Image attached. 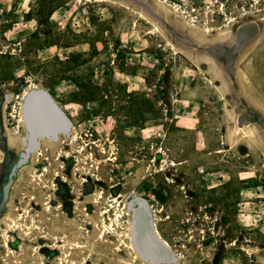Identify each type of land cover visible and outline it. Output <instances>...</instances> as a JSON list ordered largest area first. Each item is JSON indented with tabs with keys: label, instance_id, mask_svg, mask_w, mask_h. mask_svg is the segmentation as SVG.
<instances>
[{
	"label": "rangeland",
	"instance_id": "1",
	"mask_svg": "<svg viewBox=\"0 0 264 264\" xmlns=\"http://www.w3.org/2000/svg\"><path fill=\"white\" fill-rule=\"evenodd\" d=\"M167 2L0 0V264H149L140 201L176 256L161 264H264V21ZM29 86L72 126L27 154ZM31 117L58 124L38 99Z\"/></svg>",
	"mask_w": 264,
	"mask_h": 264
},
{
	"label": "water",
	"instance_id": "2",
	"mask_svg": "<svg viewBox=\"0 0 264 264\" xmlns=\"http://www.w3.org/2000/svg\"><path fill=\"white\" fill-rule=\"evenodd\" d=\"M229 66V65H228ZM38 99L42 102V107L46 111H50L56 116L58 124L48 131H40L39 127L33 122L31 117V107L34 101ZM25 121L30 135L23 138L26 146V153L30 154L39 147L41 138H49L58 140L60 134H67L72 126L71 121L66 114L53 102L50 95L44 91H37L29 95L25 102ZM129 207L133 210L131 237L135 250L144 258L149 259L157 264L173 263L176 256L171 248L164 244L156 237L153 215L150 213L146 201H140L139 207L134 208L131 202ZM146 215V216H145ZM145 229V232L142 230ZM143 233H147L148 237L155 243L158 253H152L142 245Z\"/></svg>",
	"mask_w": 264,
	"mask_h": 264
},
{
	"label": "flooded vegetation",
	"instance_id": "3",
	"mask_svg": "<svg viewBox=\"0 0 264 264\" xmlns=\"http://www.w3.org/2000/svg\"><path fill=\"white\" fill-rule=\"evenodd\" d=\"M167 5L169 6L171 12L174 11L175 9L174 6H175V7H178V11H180L183 14V16L185 15L184 17H188V16L194 17L195 20L199 22L200 24L202 23V21L204 22L205 16L199 9V7L201 6V0H168ZM246 7L247 9H245ZM230 8L233 10L229 11L228 13L226 11L224 15L218 16L219 21L220 19H222L223 21L228 20V17H229L228 15L230 14V15H234V17H230V19L232 20V22H234L233 25H235V23L237 24L238 22L242 20L243 16L252 15L253 13H255L256 15L257 14L260 15V18L258 19V21H264V0H259L257 5H254L252 3V0H232L229 5V9ZM252 8H255V11H257L258 13L253 12ZM234 9H236L238 13L236 12V10L234 11ZM242 10L246 12V15H244L245 13H240V11L243 12ZM215 18L216 17H212V22L215 21ZM195 26L196 28H199L198 25H195ZM216 29H220V28H216ZM235 31L237 32L240 31V27L236 28ZM142 238L143 239L148 238L150 241V238L148 237L147 233L143 234ZM143 247L145 246L143 245ZM153 247H154L153 251L149 250L146 247L145 248L151 251L152 253H158V249L156 248L155 243Z\"/></svg>",
	"mask_w": 264,
	"mask_h": 264
},
{
	"label": "built area",
	"instance_id": "4",
	"mask_svg": "<svg viewBox=\"0 0 264 264\" xmlns=\"http://www.w3.org/2000/svg\"><path fill=\"white\" fill-rule=\"evenodd\" d=\"M258 1L259 0H252V3L254 5H257ZM230 2L231 0H201V6L199 7V9L205 17L210 16L212 19V17L224 15V13L229 8ZM83 11L84 13H86L87 9L85 8ZM22 48L23 47L19 48L20 53L23 50ZM5 50H7L6 47L0 44V54L5 53ZM26 82H32V76L30 74L26 75ZM203 171V168H199L200 173H203ZM263 190L264 189L262 184H258L255 188V191H257L258 193H262Z\"/></svg>",
	"mask_w": 264,
	"mask_h": 264
},
{
	"label": "bare ground",
	"instance_id": "5",
	"mask_svg": "<svg viewBox=\"0 0 264 264\" xmlns=\"http://www.w3.org/2000/svg\"><path fill=\"white\" fill-rule=\"evenodd\" d=\"M208 31H210V29L208 30ZM37 91H44V92H46V93H48L49 95H50V97H51V99L53 100V102L64 112V110H63V108H61V106H60V104H59V102L56 100V98L50 93V91L48 90V89H46V88H44V86L43 87H37V86H29V87H27L26 88V90L24 91V93H23V95L21 96V98H20V110H21V114H20V116H19V121H20V123L22 124L20 127H24V128H26L27 129V125H26V121H25V109H24V107H25V102H26V99H27V97L29 96V95H32L33 93H36ZM19 97V96H18ZM20 113V112H19ZM18 129H19V126L17 127ZM28 130V129H27ZM12 135V134H11ZM20 134H18V136H19ZM27 135H30V133H29V130H28V134ZM43 139L44 138H41L40 139V141H39V146H40V144L42 143V141H43ZM14 140V139H13ZM110 226H113L112 225V223H111V225ZM108 227V226H107ZM9 228V227H8ZM107 229V231H109L108 230V228H106ZM109 229H111V227L109 228ZM113 229V228H112ZM111 229V230H112ZM8 230V229H7ZM8 232V231H7ZM155 234H156V237L164 244V246H167L168 244L162 239V237L159 235V233H158V231L156 230V228H155ZM131 239V242H132V237L130 238ZM123 242V241H122ZM132 245V248L134 249V253H136V255H137V257L139 258V259H142L143 261H145L146 263H149V264H157L156 262H153V261H151V260H149V259H146V258H144L140 253H138L136 250H135V248H134V246H133V243L131 244ZM168 248H170L169 247V245L167 246Z\"/></svg>",
	"mask_w": 264,
	"mask_h": 264
},
{
	"label": "crops",
	"instance_id": "6",
	"mask_svg": "<svg viewBox=\"0 0 264 264\" xmlns=\"http://www.w3.org/2000/svg\"><path fill=\"white\" fill-rule=\"evenodd\" d=\"M176 112H177V110H176V106H175V107H173V112H172L173 117L171 118V122L174 123V125L181 124L183 122L182 120H186L191 114L190 111H188V109H185L184 113H187V117H184V119H182L180 116H178V114Z\"/></svg>",
	"mask_w": 264,
	"mask_h": 264
}]
</instances>
